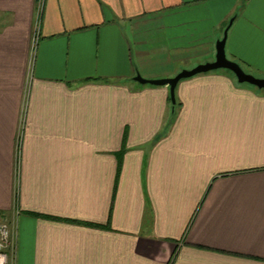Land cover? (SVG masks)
<instances>
[{
  "label": "crops",
  "instance_id": "0c3cea01",
  "mask_svg": "<svg viewBox=\"0 0 264 264\" xmlns=\"http://www.w3.org/2000/svg\"><path fill=\"white\" fill-rule=\"evenodd\" d=\"M264 0H0L11 264H264Z\"/></svg>",
  "mask_w": 264,
  "mask_h": 264
},
{
  "label": "water",
  "instance_id": "95a60500",
  "mask_svg": "<svg viewBox=\"0 0 264 264\" xmlns=\"http://www.w3.org/2000/svg\"><path fill=\"white\" fill-rule=\"evenodd\" d=\"M234 22V18L231 19L229 25L224 31L222 39L217 41L216 44V57L215 61L198 65L191 70H183L178 75L172 78L148 80L143 78L140 74L134 78V81L140 85H150L154 87H169L170 98L172 103V114L175 113V107L177 104L176 100V89L182 80H186L195 77L200 74H206L218 70H228L233 73L239 84H248L256 87L259 90H264V79L257 78L252 74L246 72V70L237 62L228 58L226 51V44L228 39L229 30Z\"/></svg>",
  "mask_w": 264,
  "mask_h": 264
},
{
  "label": "built area",
  "instance_id": "2783aa9c",
  "mask_svg": "<svg viewBox=\"0 0 264 264\" xmlns=\"http://www.w3.org/2000/svg\"><path fill=\"white\" fill-rule=\"evenodd\" d=\"M16 244L12 243V231L6 221H0V264H6L11 252L14 253ZM10 255V256H9Z\"/></svg>",
  "mask_w": 264,
  "mask_h": 264
},
{
  "label": "rangeland",
  "instance_id": "374dc122",
  "mask_svg": "<svg viewBox=\"0 0 264 264\" xmlns=\"http://www.w3.org/2000/svg\"><path fill=\"white\" fill-rule=\"evenodd\" d=\"M144 78V77H143ZM146 79V78H145ZM148 80H152V79H148ZM154 80V79H153ZM10 256V255H9ZM6 264H11V257H9V259L7 260Z\"/></svg>",
  "mask_w": 264,
  "mask_h": 264
}]
</instances>
